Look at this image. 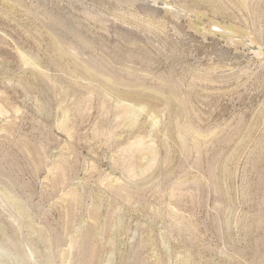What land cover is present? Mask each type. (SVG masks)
Wrapping results in <instances>:
<instances>
[{"label":"rangeland","instance_id":"1","mask_svg":"<svg viewBox=\"0 0 264 264\" xmlns=\"http://www.w3.org/2000/svg\"><path fill=\"white\" fill-rule=\"evenodd\" d=\"M46 259L264 264V0H0V264Z\"/></svg>","mask_w":264,"mask_h":264},{"label":"bare ground","instance_id":"2","mask_svg":"<svg viewBox=\"0 0 264 264\" xmlns=\"http://www.w3.org/2000/svg\"><path fill=\"white\" fill-rule=\"evenodd\" d=\"M40 242V241H39ZM45 264H48V259H46V263Z\"/></svg>","mask_w":264,"mask_h":264}]
</instances>
